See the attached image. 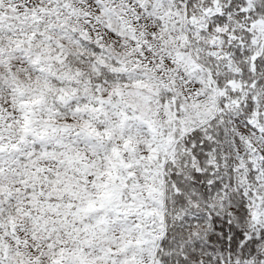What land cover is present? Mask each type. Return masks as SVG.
Here are the masks:
<instances>
[{
	"label": "snow or ice",
	"instance_id": "obj_1",
	"mask_svg": "<svg viewBox=\"0 0 264 264\" xmlns=\"http://www.w3.org/2000/svg\"><path fill=\"white\" fill-rule=\"evenodd\" d=\"M0 264H264V0H0Z\"/></svg>",
	"mask_w": 264,
	"mask_h": 264
}]
</instances>
